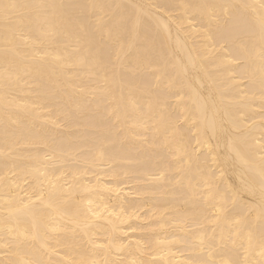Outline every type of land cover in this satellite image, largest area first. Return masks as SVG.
I'll use <instances>...</instances> for the list:
<instances>
[{
    "label": "bare ground",
    "instance_id": "1",
    "mask_svg": "<svg viewBox=\"0 0 264 264\" xmlns=\"http://www.w3.org/2000/svg\"><path fill=\"white\" fill-rule=\"evenodd\" d=\"M0 264H264V0H0Z\"/></svg>",
    "mask_w": 264,
    "mask_h": 264
}]
</instances>
